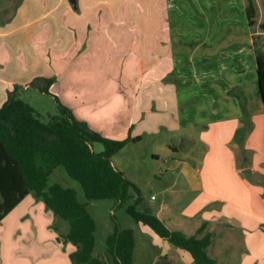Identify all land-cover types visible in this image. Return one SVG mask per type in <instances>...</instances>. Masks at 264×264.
<instances>
[{"label": "crops", "instance_id": "0c3cea01", "mask_svg": "<svg viewBox=\"0 0 264 264\" xmlns=\"http://www.w3.org/2000/svg\"><path fill=\"white\" fill-rule=\"evenodd\" d=\"M28 1L0 0V13H3L1 20H13V24L17 21V28L23 29L19 41L12 46L11 51L6 47L8 56H0V83L3 84H0V103L6 100L8 92L16 86L18 89L21 87L24 92L33 89L45 94L39 91L36 85H32V82L39 77H54V82L49 86L50 94L45 95L56 97L78 120L106 137L136 138L130 140L134 143L141 141L147 131H136L134 135L131 129L135 119L129 114L124 118H113L114 124L110 127L122 130L121 133L107 132L111 129H105L108 125L104 119L113 116L112 111L109 110L106 116V106H99L101 101L95 94L88 95L87 100H83L84 103L80 101L81 107L74 103L79 109L72 107L67 101L65 94L72 93L74 98L78 97V92H74L73 83L78 80L72 75L63 76L70 67L65 58H69L74 54L73 51L78 49L77 42L69 41L65 46L56 45L55 42L47 45V41L41 39L35 44L38 47H30L32 32L26 28L34 19L28 18L33 11ZM168 1H171L167 8L170 10L172 2L185 0H166ZM252 1L255 15L253 23L250 24L247 17V0H191L205 11L209 3L208 10L221 18L218 22L221 24L202 25L207 28L201 37L189 43L186 40L188 38L183 36L174 40L170 33L166 47L161 49L166 50L164 54L170 57V60L164 64L162 59L159 63L156 62L153 68L155 70L161 66L163 71L158 74V78L163 79V83H168L169 87L166 96L151 98L153 107L151 106L152 115L149 119L152 130L150 132L165 130L170 134L165 144L175 153L179 150H183V153L182 157H173L178 162L171 185L161 184L157 190L162 197L160 195L155 204L145 202L143 205L150 208L170 230H180L188 236L196 235L198 227L205 224L203 232L211 233L207 253L219 264L223 251H227L233 244L242 247V259L240 257L235 264H264V108L257 90L255 59L257 50L264 51V0ZM11 2L14 9L18 5V10L16 9L12 16L8 13ZM54 2L63 6L61 15L64 21L55 16L50 21L51 30L54 27L58 31L61 25H64L66 34L76 32L75 24L66 18L74 13L79 3L85 5L88 0H76L75 7L70 5L69 0ZM89 8L92 11L95 6ZM37 12L35 20L42 16H39V10ZM63 22L67 23L62 24ZM243 22L246 27L241 24ZM173 25L176 29L179 24ZM4 30L5 28L2 32L0 30V35H9L12 31ZM147 30L148 28L141 31ZM155 31L157 30L154 28L152 32ZM43 32L47 35L50 31L46 27ZM52 48L58 53L55 55L56 69L50 66V59L45 54L46 50L51 51ZM63 48L66 49L65 57L59 55ZM12 54L18 59L13 58ZM152 55L155 56V53ZM22 56L30 59L38 56L34 63L39 65L32 69L27 61H21ZM8 62L11 63L10 67ZM20 64L22 71L17 68ZM176 75L180 79H177ZM173 78L177 80V86L172 84ZM190 81L196 83L193 88L186 85ZM118 101L119 99H116V103ZM111 104L113 103L110 98L109 105ZM162 111H166V117ZM141 119L136 121L134 128L147 126V122L140 121ZM175 135H178L176 144L171 138ZM154 156L158 155L155 153ZM180 164L184 165V168L180 169ZM246 169L250 171L251 181L243 173ZM180 177L183 178L182 187L187 186L192 192H196L195 199L199 198V204L193 211L188 212L189 204L177 213L171 205V201L179 203L181 199L179 192L177 194L173 189ZM149 199L156 201L157 196L151 194ZM55 221L56 216L51 210H47L41 200L36 199L32 193L25 195L0 220V264H73L70 253L76 250V245L69 241L62 243L58 239V235L63 234L59 220L54 229L50 228L51 223ZM234 232L239 235L236 237ZM154 234L158 238V245L163 248L166 239ZM201 235L202 233L197 234L198 237ZM134 238L135 249V234ZM33 247L38 252L31 254ZM177 249L179 250L168 246L166 250L158 253V257L165 256L163 264H190L187 258L190 253L178 247Z\"/></svg>", "mask_w": 264, "mask_h": 264}, {"label": "rangeland", "instance_id": "374dc122", "mask_svg": "<svg viewBox=\"0 0 264 264\" xmlns=\"http://www.w3.org/2000/svg\"><path fill=\"white\" fill-rule=\"evenodd\" d=\"M79 4L74 13L66 18V20L69 19L70 22L75 24L77 31L66 34L65 30H63L64 25H61L62 27L57 31L54 27L51 30L52 24L50 23L55 16L64 21L61 15L63 11L62 5H57L54 0H29L28 5L33 11L30 12L28 18L34 19L26 28V30L28 29L32 32L30 47L33 49L38 47L35 44H38L41 39H45L47 45L53 42L56 45H64L69 41H73V43L77 42L78 49L73 51L74 54L69 58H65L66 63L70 67L63 73V76L72 75L73 78L78 80V82L73 81L75 86L74 92H78V97L74 98L72 93L65 94V98L68 99L67 101L71 103L72 107L79 109L74 106V103L78 107H81L80 101L87 100V96L90 94L91 96L96 95L101 101V105L99 103V106H106V116L109 110L112 111L113 116H108L106 120L104 119L108 125L105 129H111L107 131L108 133H121L122 130L113 129L116 127L110 126L114 124V117L120 116L124 118L127 114L132 119H135L131 129V131H134V135L137 132L145 133L142 130L149 132L143 135L141 141L135 143L128 141L111 156V162L115 168L120 169L118 171H122L125 177L139 189L143 207L145 206L143 205L145 202L155 204L161 195L157 192L161 184L168 183V186H170L175 176V166L178 160L173 159V157H182L183 150L175 153L171 150V147L169 148L165 144L166 139L170 135L165 130L154 133L150 132L152 130L150 129L149 119L152 115L151 106L153 107L151 105V98L158 97L159 99L161 96H166V90L169 87L168 83H163V79L158 78V74L160 75L163 71L161 70V66L155 70L153 68L156 62L159 63L162 59H164V64L170 60V57L168 58L164 54L166 50L161 51L164 46L166 47L170 33H172L174 40H178L177 37L183 36L188 38L186 39L188 43L193 42L195 38L201 37L207 25H220L221 23L218 22H220L221 18L216 16L215 12L208 10L209 3L205 11L202 7L198 8V4L191 2V0L179 3L172 2L173 8L170 5V10L167 8L171 4V1L166 2V0H104L100 2L88 0V3L85 4L86 7L82 2ZM10 5L8 13L12 16L18 10V5H15V9L12 6V2ZM94 6L95 8H93ZM89 7L93 8V10H89ZM38 10L40 11L39 16H42H38L39 18L35 20L36 18L34 17L38 14ZM8 13H5V15H8ZM1 15L3 13H0L1 32L4 28V31L12 29L9 35H4L3 33L0 35V56L7 57L6 47L10 50L13 48V45L17 44L20 32L23 29L17 28V21L15 22L16 24H13V20H1L3 19ZM25 16L27 17V15ZM65 23L67 22H63L62 24ZM173 24H179L178 28L175 29ZM241 24L246 27L244 22ZM7 27L10 29H6ZM46 27L50 31L47 35L43 32ZM147 28V32L141 31ZM154 28L157 31L152 32ZM59 41L60 43H58ZM153 52L155 56L152 55ZM103 53L105 54L104 56ZM158 53L159 55H157ZM45 54L50 59V66L56 69L55 55L58 53L55 48H52L51 51L46 50ZM59 55L65 57L67 55L66 49L63 48V51L59 52ZM15 57L16 55H13V58ZM62 57L60 58V64ZM37 59L38 56H34L33 59L22 56L21 61H27V64L29 63L32 69H36L39 63H34V60ZM8 66H11L10 62H8ZM40 67H42L41 64ZM17 68L22 71V64L18 65ZM157 71L158 73L156 74L155 72ZM172 81V84L177 86V80L173 78ZM186 85L193 88L196 83L194 84V82L190 81ZM179 88L183 89L182 86H179ZM17 91H19V95H22L23 99L33 106L42 118L45 119L50 113L49 111L52 113L56 111L54 99L45 95L46 93L42 94L33 89H28L24 92L21 87ZM110 98L113 103L111 105H109ZM116 99H119L117 103ZM3 103L1 102L0 106ZM182 106L185 107L186 104H182ZM84 110L85 108L83 112ZM162 112L165 113L163 116L166 117V111ZM139 119H141L140 121L145 120L147 126H142L138 129L134 128L136 121ZM94 122L97 123L98 120H94ZM171 138L173 143L176 144L178 135ZM93 147L96 151L101 149L99 143L93 144ZM155 153L158 155L157 157L154 156ZM179 168H184V165L180 164ZM182 180L183 178L180 177L177 184L173 187L174 191L177 194L179 192V195H181L179 203L171 201L174 212L177 213L181 212V209L189 204L190 206L187 208L188 212L193 211L195 206L199 204V198L195 199L196 192H192L187 186L182 187ZM50 182H58L64 186L74 188L78 199L80 201L85 200L78 182L71 179L62 168H57L52 172ZM131 194L132 197L121 204H118L115 199L90 200L88 202V211L93 216L96 224V241L93 254L102 259L104 264H113L109 254L106 253L105 241L107 236L112 232L116 221L120 227L131 228L134 231L137 247L133 252V264H163L165 256L159 255L158 257L160 251L166 250L168 246L176 250L179 249L167 240L164 241V247H160L158 245V238L152 229L132 219L125 210L126 206L132 203L135 197V193L132 190ZM151 194L157 196L156 201L149 199ZM141 204L138 205V208H142ZM47 210L49 209L47 208ZM58 220L61 225V232L63 233L58 235V239L62 243H65L63 236L68 231L69 225L67 221L56 216V221L55 223H51L50 228L54 229ZM234 233L236 237L239 235L237 232ZM241 248V246L233 244L227 251H223L219 257L220 264L237 263L241 257ZM36 252L38 251L35 247L30 250L31 254ZM187 258L190 264H194L189 254H187Z\"/></svg>", "mask_w": 264, "mask_h": 264}, {"label": "trees", "instance_id": "16d2710c", "mask_svg": "<svg viewBox=\"0 0 264 264\" xmlns=\"http://www.w3.org/2000/svg\"><path fill=\"white\" fill-rule=\"evenodd\" d=\"M246 9L248 22L252 24L255 15L252 0H247ZM255 59L257 90L264 108V51L257 50ZM53 82L54 77H39L32 84L50 94ZM17 89L16 86L9 91L0 106V220L25 195L32 193L55 216L67 221L69 227L63 240L76 245V250L70 253L73 264H104L93 254L96 224L88 211V202L115 199L121 204L132 197V190L135 197L125 210L134 221L189 252L194 264H219L207 253L211 233L203 232L205 224L198 227L196 235L188 236L180 230H170L150 208H138L142 202L139 189L111 162L116 151L136 138L113 139L92 130L53 96L56 111L44 119ZM95 143L101 145L100 151L94 149ZM57 168L78 182L84 201L78 199L74 188L50 182ZM105 243L113 264H132L135 238L131 228L120 227L115 221Z\"/></svg>", "mask_w": 264, "mask_h": 264}, {"label": "water", "instance_id": "95a60500", "mask_svg": "<svg viewBox=\"0 0 264 264\" xmlns=\"http://www.w3.org/2000/svg\"><path fill=\"white\" fill-rule=\"evenodd\" d=\"M69 3L72 7H75L76 6V0H69ZM244 175L245 177L251 181V177H250V171L248 169L244 170Z\"/></svg>", "mask_w": 264, "mask_h": 264}, {"label": "built area", "instance_id": "2783aa9c", "mask_svg": "<svg viewBox=\"0 0 264 264\" xmlns=\"http://www.w3.org/2000/svg\"><path fill=\"white\" fill-rule=\"evenodd\" d=\"M152 198H153V196H152Z\"/></svg>", "mask_w": 264, "mask_h": 264}]
</instances>
